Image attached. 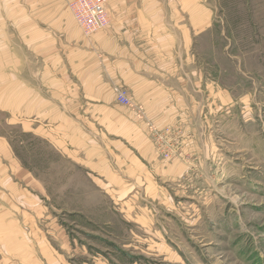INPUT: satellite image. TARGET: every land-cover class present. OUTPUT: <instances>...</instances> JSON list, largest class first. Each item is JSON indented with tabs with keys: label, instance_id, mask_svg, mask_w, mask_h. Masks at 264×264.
<instances>
[{
	"label": "rangeland",
	"instance_id": "obj_1",
	"mask_svg": "<svg viewBox=\"0 0 264 264\" xmlns=\"http://www.w3.org/2000/svg\"><path fill=\"white\" fill-rule=\"evenodd\" d=\"M208 4L214 23L194 48L220 101L200 96L182 127L158 126L144 109L138 128L149 136L132 137L137 145L112 143L103 122L73 137L51 105V120L32 117L37 102L28 119L25 105L10 118L0 88V139L34 165L0 168V264H264V0ZM114 92L132 105L126 88ZM31 120L40 134L48 123L47 141L27 131ZM60 122L66 136L51 137ZM142 141L156 165H137Z\"/></svg>",
	"mask_w": 264,
	"mask_h": 264
},
{
	"label": "crops",
	"instance_id": "obj_2",
	"mask_svg": "<svg viewBox=\"0 0 264 264\" xmlns=\"http://www.w3.org/2000/svg\"><path fill=\"white\" fill-rule=\"evenodd\" d=\"M69 1L0 0V88L8 90L10 118H17L15 111L25 105L19 116L28 119L29 107L37 102L42 113L31 116L51 120L46 110L51 105L57 122L73 127L69 136L96 135L98 122H103L108 139L125 146L137 145L132 137L149 136L138 128L144 109L158 126L172 122L182 127L200 96L219 103V82L210 83L203 53L194 48L214 23L208 0H108L109 24L90 35L80 30ZM18 73L25 74L23 81H17ZM117 85L128 90L134 106L118 103ZM120 107L127 114L120 113ZM33 121L27 131L47 141L48 123L40 134L32 129ZM61 122L51 137L66 136ZM85 124L89 128L84 129ZM1 139L0 150L8 155L0 154V168L19 164L33 170L9 140ZM142 143L134 147L140 155L137 165L160 162L154 146ZM84 148L88 152L89 143ZM92 161L96 163L95 156Z\"/></svg>",
	"mask_w": 264,
	"mask_h": 264
},
{
	"label": "built area",
	"instance_id": "obj_3",
	"mask_svg": "<svg viewBox=\"0 0 264 264\" xmlns=\"http://www.w3.org/2000/svg\"><path fill=\"white\" fill-rule=\"evenodd\" d=\"M107 4L108 0H70L68 2L77 25L85 35H90L109 24L110 15ZM125 91H120L118 96L122 103L129 104ZM170 154V151L165 152L166 157Z\"/></svg>",
	"mask_w": 264,
	"mask_h": 264
}]
</instances>
